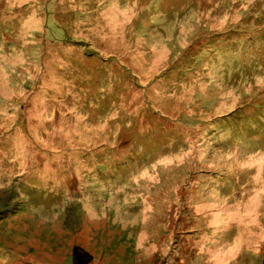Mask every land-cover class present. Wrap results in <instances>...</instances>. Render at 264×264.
Segmentation results:
<instances>
[{"label":"rangeland","instance_id":"1","mask_svg":"<svg viewBox=\"0 0 264 264\" xmlns=\"http://www.w3.org/2000/svg\"><path fill=\"white\" fill-rule=\"evenodd\" d=\"M180 246L264 264V0H0V264Z\"/></svg>","mask_w":264,"mask_h":264},{"label":"trees","instance_id":"2","mask_svg":"<svg viewBox=\"0 0 264 264\" xmlns=\"http://www.w3.org/2000/svg\"><path fill=\"white\" fill-rule=\"evenodd\" d=\"M182 179H183V176H181V178H178L176 183L179 182V184H180V182L182 181ZM176 183H175V181L173 182V184H176ZM189 196L192 199L191 200L192 202H189V203L195 204L198 207L199 206H202L200 204L201 203L202 204L204 203L203 200L206 201L205 195L202 193L201 190L200 191H197V190L196 191H190L189 192ZM193 201H195V203H193ZM198 207H197V210L199 211V208L200 207L199 208ZM202 231H200V232H202ZM205 231L206 230L203 231V234L206 235V232ZM205 240L206 241L201 242L202 244L199 243L200 245L197 246V251H195L196 253H198L199 251L200 252L201 251L207 252L208 249H211V250L213 249L212 247H210L211 243L209 242V238H207V239L205 238ZM176 246H179V245H176ZM181 250H182V252L176 251V253H174L173 256H171V254H170V256H171L170 259H169L170 256L169 257L167 256L166 257L167 258L166 259V264H170V263L173 264L172 261H171L172 259L175 261L176 264H187V261H186V259L184 258L183 254H182V253L185 254L187 252L184 250V248L182 249V246H180V248H179V251H181ZM191 252L192 251H189L188 253H191ZM208 257H209V255H208ZM73 259L75 261V264H89L92 261V257H90L88 255V253H86L84 250L79 249V248H75L74 249V251H73Z\"/></svg>","mask_w":264,"mask_h":264}]
</instances>
